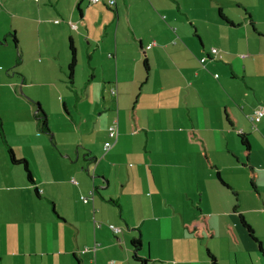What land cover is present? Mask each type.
<instances>
[{"label": "crops", "instance_id": "0c3cea01", "mask_svg": "<svg viewBox=\"0 0 264 264\" xmlns=\"http://www.w3.org/2000/svg\"><path fill=\"white\" fill-rule=\"evenodd\" d=\"M113 1L37 6L26 52L0 20V264H134V236L147 264H264V0Z\"/></svg>", "mask_w": 264, "mask_h": 264}, {"label": "rangeland", "instance_id": "374dc122", "mask_svg": "<svg viewBox=\"0 0 264 264\" xmlns=\"http://www.w3.org/2000/svg\"><path fill=\"white\" fill-rule=\"evenodd\" d=\"M7 1H9L7 6L4 7V6L0 5V7L2 9V12H0V20L3 22H8L9 25L11 23L23 24L24 28H20L18 31V34L20 36V39L22 40L21 43H22V46L24 47V50L26 52L29 44L32 43L31 40H33V37L36 34V31H35L34 27L32 26L33 22L41 20V21H45L48 24V21H47L48 17H45L46 15L44 14L45 10H41L42 15H39L38 10L36 9L37 6H41L42 4H45L44 2H48V0H7ZM204 1L209 2L210 0H204ZM226 2H228L232 5L236 4L235 0H226ZM108 10L111 11L110 9H108ZM46 11H49L50 13L55 12L53 6L52 7L49 6L48 10H46ZM12 30L13 29H10V35L8 37L9 43L11 42V38H12V34H11V33H13ZM41 30H42V33L40 35L41 36V41H40L41 45L42 46H44L45 44H48V46L54 45L55 40H56V34H55V32H53L51 30V27L48 26V30L44 31V29L41 26ZM45 35L47 37V40L46 39L43 40V38H45ZM80 39H81V37H78L75 40L76 46H77V53H79V55L85 53L84 48L86 47V42L83 43V40H80ZM67 52L69 53L68 50H67ZM32 61H33L32 58L31 59H27V58L25 59L23 66L25 67L26 70L29 71L31 67L32 68L36 67ZM37 78L38 77H36V79ZM67 84H68V82H65V81L62 83L63 88H61V90L56 91L55 97L62 98L64 96L65 97L67 96L70 99H74V95H72V92L69 89ZM75 92L80 96L82 90L78 89V90H75ZM55 102H57V101H55ZM86 106L87 105L84 104V105L80 106V109L85 110V109H87ZM61 108L62 107L60 106V110H61ZM54 119H55V116H54ZM52 123H53V121H52ZM60 125L62 128L63 127L62 124H60ZM58 132L60 133V130ZM56 137H57V140H59V142H60V140H63V141L70 140L69 135L66 136L64 133L58 134L56 132ZM110 227H111V225H110Z\"/></svg>", "mask_w": 264, "mask_h": 264}, {"label": "trees", "instance_id": "16d2710c", "mask_svg": "<svg viewBox=\"0 0 264 264\" xmlns=\"http://www.w3.org/2000/svg\"><path fill=\"white\" fill-rule=\"evenodd\" d=\"M69 52H70V60H69V62L67 64L66 71H67L68 84L71 86L72 85L73 71H74L75 64H76L75 48L71 44V41H70V44H69ZM143 65H144V69L147 70L146 61H144ZM73 93H74V99L76 100L78 98V94L75 92V90H73ZM114 93H115V91H114ZM33 116H34V119L36 121V125H37L38 129L41 132H48L49 133L50 131H49V128H48V126L46 124L45 113L43 112V110L38 105L36 107V110H35V113H34ZM113 120H116V119H113ZM112 121L110 122V124L112 123ZM0 137L2 139V142L4 144H6L5 140H4L1 119H0ZM108 140H109V138H108ZM6 151H7L8 158H9L10 162L13 163V164L21 165L23 170H24V172H25L27 181L32 183L33 180H32V177L30 175V172L28 170L26 160L25 159H17L14 156L12 150L7 145H6ZM218 180L220 181V183L222 185H224L227 188H230L219 177H218ZM110 201H111V199H110ZM113 203H114V201H113ZM240 223L244 227V229L247 231L248 235L251 237L252 236V230H251L250 226L243 220L242 217H240ZM129 245H130V250H131V259L134 262V264H147L149 262V259L147 257H142V256L139 255L140 245H141V240H140L139 236L132 237L130 239V244ZM208 258H209L210 264H218L216 259L212 255H210V253L208 254Z\"/></svg>", "mask_w": 264, "mask_h": 264}, {"label": "built area", "instance_id": "2783aa9c", "mask_svg": "<svg viewBox=\"0 0 264 264\" xmlns=\"http://www.w3.org/2000/svg\"><path fill=\"white\" fill-rule=\"evenodd\" d=\"M91 3H95V2H98L99 0H90ZM114 1L113 0H108V4L111 5L113 4ZM72 28H75L76 25L75 24H71L70 25ZM210 52L212 54H215L217 53V49L212 47L210 49ZM205 60V57H202L200 58V62H203ZM111 93L113 94L114 91L111 90ZM264 118V105H259L257 106L256 108L253 109L252 113H251V116H250V119L254 122L256 121H259L260 119ZM107 137L109 138V140H106L104 143H103V148L104 150H107L110 148V146L112 145V142L116 139L117 137V122L116 120H113L111 124H109V126L107 127ZM81 201L82 202H87L88 201V198L87 197H84V196H81L80 197ZM111 227L117 231L119 230L118 228H114L112 225Z\"/></svg>", "mask_w": 264, "mask_h": 264}]
</instances>
